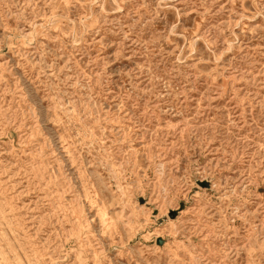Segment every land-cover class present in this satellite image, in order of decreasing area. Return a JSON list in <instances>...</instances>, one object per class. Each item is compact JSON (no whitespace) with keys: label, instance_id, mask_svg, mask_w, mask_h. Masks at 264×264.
Instances as JSON below:
<instances>
[{"label":"rangeland","instance_id":"rangeland-1","mask_svg":"<svg viewBox=\"0 0 264 264\" xmlns=\"http://www.w3.org/2000/svg\"><path fill=\"white\" fill-rule=\"evenodd\" d=\"M0 264H264V0H0Z\"/></svg>","mask_w":264,"mask_h":264}]
</instances>
